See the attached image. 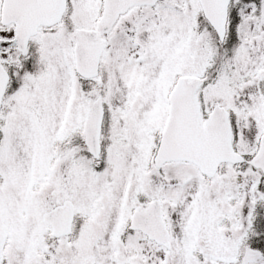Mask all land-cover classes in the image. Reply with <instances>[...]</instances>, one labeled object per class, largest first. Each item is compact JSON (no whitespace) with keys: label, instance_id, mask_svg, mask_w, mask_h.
I'll return each instance as SVG.
<instances>
[{"label":"snow or ice","instance_id":"snow-or-ice-1","mask_svg":"<svg viewBox=\"0 0 264 264\" xmlns=\"http://www.w3.org/2000/svg\"><path fill=\"white\" fill-rule=\"evenodd\" d=\"M0 264H264V0H0Z\"/></svg>","mask_w":264,"mask_h":264}]
</instances>
